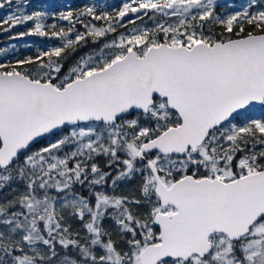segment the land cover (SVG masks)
Listing matches in <instances>:
<instances>
[{
    "label": "snow or ice",
    "instance_id": "obj_1",
    "mask_svg": "<svg viewBox=\"0 0 264 264\" xmlns=\"http://www.w3.org/2000/svg\"><path fill=\"white\" fill-rule=\"evenodd\" d=\"M6 7L0 264H264V0Z\"/></svg>",
    "mask_w": 264,
    "mask_h": 264
},
{
    "label": "rangeland",
    "instance_id": "obj_2",
    "mask_svg": "<svg viewBox=\"0 0 264 264\" xmlns=\"http://www.w3.org/2000/svg\"><path fill=\"white\" fill-rule=\"evenodd\" d=\"M56 4H64V5H69L71 3V0H55L54 1ZM110 2H114V3H119L120 0H110ZM40 3V0H37L34 4H39ZM12 9L11 8H5L2 15L3 16L6 12H9L11 11ZM12 34H15V32H12ZM12 34H9V35H12ZM9 37V36H8ZM38 38L36 37H25L23 40H9V38H7V41L8 43H4L3 45H1L0 47H5V46H8V45H11V44H16L17 47L21 50V49H24L23 47H21L25 42H30V41H37ZM11 41V42H10Z\"/></svg>",
    "mask_w": 264,
    "mask_h": 264
},
{
    "label": "trees",
    "instance_id": "obj_3",
    "mask_svg": "<svg viewBox=\"0 0 264 264\" xmlns=\"http://www.w3.org/2000/svg\"><path fill=\"white\" fill-rule=\"evenodd\" d=\"M36 1L37 0H31V3L34 4ZM83 2H87V0H71V3L69 5H71V6H78L80 3H83ZM31 10H32V8H29V11H31ZM3 11L0 12V16L2 15ZM25 30H26V28L21 27V28L14 29L13 32L16 33V32L25 31ZM9 34H12V33H9ZM9 34H0V46L3 45L4 43H8L7 38L9 36ZM20 51L22 53H27L30 50L29 49H25V50L24 49H21ZM0 60H3V58H0Z\"/></svg>",
    "mask_w": 264,
    "mask_h": 264
},
{
    "label": "flooded vegetation",
    "instance_id": "obj_4",
    "mask_svg": "<svg viewBox=\"0 0 264 264\" xmlns=\"http://www.w3.org/2000/svg\"><path fill=\"white\" fill-rule=\"evenodd\" d=\"M4 9H2V11H3ZM1 12V11H0Z\"/></svg>",
    "mask_w": 264,
    "mask_h": 264
},
{
    "label": "water",
    "instance_id": "obj_5",
    "mask_svg": "<svg viewBox=\"0 0 264 264\" xmlns=\"http://www.w3.org/2000/svg\"><path fill=\"white\" fill-rule=\"evenodd\" d=\"M1 11V10H0Z\"/></svg>",
    "mask_w": 264,
    "mask_h": 264
}]
</instances>
